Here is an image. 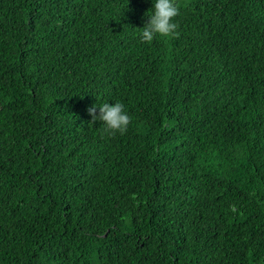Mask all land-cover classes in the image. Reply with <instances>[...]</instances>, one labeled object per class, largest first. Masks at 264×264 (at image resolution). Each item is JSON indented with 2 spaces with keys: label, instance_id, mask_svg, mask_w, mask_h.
Here are the masks:
<instances>
[{
  "label": "trees",
  "instance_id": "obj_1",
  "mask_svg": "<svg viewBox=\"0 0 264 264\" xmlns=\"http://www.w3.org/2000/svg\"><path fill=\"white\" fill-rule=\"evenodd\" d=\"M150 1L0 0V264H264V0Z\"/></svg>",
  "mask_w": 264,
  "mask_h": 264
},
{
  "label": "clouds",
  "instance_id": "obj_2",
  "mask_svg": "<svg viewBox=\"0 0 264 264\" xmlns=\"http://www.w3.org/2000/svg\"><path fill=\"white\" fill-rule=\"evenodd\" d=\"M153 5L148 14V21L139 33L142 42L150 43L156 38H171L176 35L175 18L180 9L176 0H152ZM98 109V112H97ZM92 122L103 123V131L109 135L123 134L128 130L131 117L124 103L120 101L104 102L88 109Z\"/></svg>",
  "mask_w": 264,
  "mask_h": 264
}]
</instances>
